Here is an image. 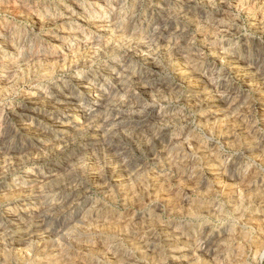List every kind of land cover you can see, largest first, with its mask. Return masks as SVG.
<instances>
[{"label": "rangeland", "instance_id": "obj_1", "mask_svg": "<svg viewBox=\"0 0 264 264\" xmlns=\"http://www.w3.org/2000/svg\"><path fill=\"white\" fill-rule=\"evenodd\" d=\"M9 212L0 264H264V0H0Z\"/></svg>", "mask_w": 264, "mask_h": 264}, {"label": "bare ground", "instance_id": "obj_2", "mask_svg": "<svg viewBox=\"0 0 264 264\" xmlns=\"http://www.w3.org/2000/svg\"><path fill=\"white\" fill-rule=\"evenodd\" d=\"M32 98V97H31ZM75 127V126H74ZM73 127V128H74ZM76 128V127H75ZM80 130V129H79ZM81 130H85L87 133L93 131L94 133H96L95 131V124L94 123H87L85 126H83L81 128ZM98 133V132H97ZM107 133V132H106ZM100 134V133H99ZM99 134H96V135H99ZM105 133H102L100 134L99 136H93V142L95 143H98V144H101V145H105V143H107L109 140L106 139L103 135ZM28 205V204H27ZM22 211V210H21ZM24 211H25V214H29V216L34 219V223L37 225L39 224V222L41 221L42 219V210H36V211H33L32 210V207L30 205H28L27 207H24ZM7 218H8V221H10V223H7V224H0V232L2 233H8L10 234V231H9V227L8 226H12L11 224L12 223H16L18 221V219L14 216V214H12L11 212L7 213L6 214ZM61 222V221H59ZM34 224V225H35ZM204 251V250H203ZM205 252V251H204ZM207 253V252H206Z\"/></svg>", "mask_w": 264, "mask_h": 264}]
</instances>
